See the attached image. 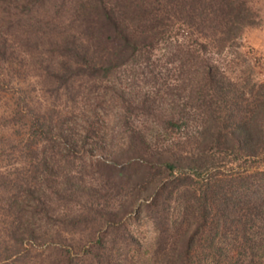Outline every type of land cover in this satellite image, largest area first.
<instances>
[{"label":"trees","instance_id":"1","mask_svg":"<svg viewBox=\"0 0 264 264\" xmlns=\"http://www.w3.org/2000/svg\"><path fill=\"white\" fill-rule=\"evenodd\" d=\"M53 16L69 21L60 39L49 35ZM263 18L264 0H0L2 32L9 33L0 37V63L18 57L15 39L20 36L25 46L49 43L45 68L107 75L137 53L150 64L154 48L169 39L166 62L193 73L191 93L203 107L195 152L178 154L171 146L145 151V137L139 134L121 153L114 152L112 163L97 160L107 171V185H139L142 200L135 210L140 194L127 197L117 210L93 209L89 217L99 227L83 244L82 259L60 244L49 264H264V80L255 79L250 63L232 76L214 58L239 57L245 30L261 26ZM29 120L33 139L48 133L38 115ZM167 123L175 126L177 120ZM69 136L62 138L64 145ZM126 153L132 156L117 163ZM217 153L243 158L254 170L203 176L202 171L216 165ZM45 161L39 166L49 164ZM151 169L163 176L148 181ZM33 172L25 192L30 215L12 231L18 241L39 237L33 220L45 204L40 201V172ZM51 190L60 197L76 188L64 181ZM87 213L63 215L60 222ZM129 214L135 222L148 221L154 233L147 248L139 246L131 255L116 245L136 243L125 219Z\"/></svg>","mask_w":264,"mask_h":264},{"label":"rangeland","instance_id":"2","mask_svg":"<svg viewBox=\"0 0 264 264\" xmlns=\"http://www.w3.org/2000/svg\"><path fill=\"white\" fill-rule=\"evenodd\" d=\"M65 18H51V39L65 34L62 28L69 22ZM56 24L60 25L55 27ZM2 26L0 23V37L5 38L9 33L2 32ZM15 40L18 57L0 63V264H49L55 260L60 244H65L78 259L83 257V244H89L91 232L99 227L89 217L93 209L117 210L127 197L140 194L135 210L142 200L139 197L144 195L139 185H107V171L97 160L112 163L114 152L121 153L127 141L139 134L145 137V151L171 146L178 154L195 152V139L204 120L203 107L191 93L189 79L193 73L178 69L175 63L167 64L169 39L154 48L150 64L137 53L107 75L45 68L49 43L40 40L25 46L20 36ZM238 52L239 57L222 54L214 58L232 76L250 63L255 79L264 80V18L261 26L245 30ZM30 115H38L41 128H48L45 136L40 133V139L30 134ZM169 120H177V125H169ZM65 134H70L68 145L62 139ZM126 154L116 162L132 156ZM216 155V165L202 171L203 176L217 172L222 177L247 168L254 170L243 158ZM44 158L49 164L39 166ZM45 166L50 172L44 170ZM36 169L40 172V201L45 204L33 220L39 237L20 242L12 231L30 215L26 180ZM151 170L146 174L148 181L163 176ZM62 181H70L76 190L60 197L54 195L51 189L62 186ZM83 212L88 213L80 217L82 220L77 217L60 222L63 215L73 217ZM125 219L136 243L116 245L121 244L122 251L128 250L131 255L139 246L147 248L154 233L144 218L135 222L129 214ZM66 236L71 240L63 239Z\"/></svg>","mask_w":264,"mask_h":264}]
</instances>
